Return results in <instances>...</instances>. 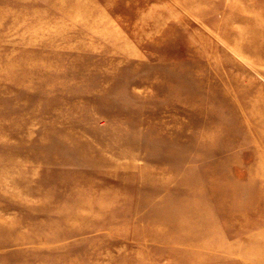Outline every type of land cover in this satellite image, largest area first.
<instances>
[{
    "label": "rangeland",
    "instance_id": "374dc122",
    "mask_svg": "<svg viewBox=\"0 0 264 264\" xmlns=\"http://www.w3.org/2000/svg\"><path fill=\"white\" fill-rule=\"evenodd\" d=\"M0 264H264V0H0Z\"/></svg>",
    "mask_w": 264,
    "mask_h": 264
},
{
    "label": "bare ground",
    "instance_id": "6f19581e",
    "mask_svg": "<svg viewBox=\"0 0 264 264\" xmlns=\"http://www.w3.org/2000/svg\"><path fill=\"white\" fill-rule=\"evenodd\" d=\"M204 23V22H203Z\"/></svg>",
    "mask_w": 264,
    "mask_h": 264
}]
</instances>
